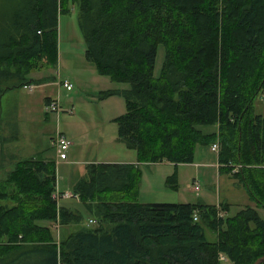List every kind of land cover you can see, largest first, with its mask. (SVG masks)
<instances>
[{"label": "trees", "instance_id": "trees-1", "mask_svg": "<svg viewBox=\"0 0 264 264\" xmlns=\"http://www.w3.org/2000/svg\"><path fill=\"white\" fill-rule=\"evenodd\" d=\"M71 6L83 59L127 85L99 95L123 99L112 122L136 164H87L73 209L51 197L54 160L18 159L0 180V264H264L254 208L225 217L226 205L137 199L139 165L189 164L197 145L216 142L218 173L264 210V120L253 108L264 94V0H3L0 97L32 83L37 62L54 69L57 17Z\"/></svg>", "mask_w": 264, "mask_h": 264}, {"label": "rangeland", "instance_id": "rangeland-1", "mask_svg": "<svg viewBox=\"0 0 264 264\" xmlns=\"http://www.w3.org/2000/svg\"><path fill=\"white\" fill-rule=\"evenodd\" d=\"M56 39L54 69L45 66L43 60L37 62L27 77L31 78L32 83L7 91L0 97V180L18 159L37 157L43 153V158L56 163L55 188L60 192H70L75 181L84 176L87 163H123L121 161L136 160V155L117 140L116 126L112 122L124 111L123 99L117 95H99V92L126 89L127 85L112 83L106 77L99 76L95 68L83 59L84 43L74 6L70 7L67 14L57 17ZM162 58L163 48L158 46L154 77L158 76ZM49 77L50 80L41 81ZM66 79L72 84L70 91L58 85V81ZM46 98L49 104L56 105L55 110L50 111L48 108L49 112H45ZM260 99H264V94ZM211 130L212 127L202 128L203 132ZM56 132L70 143L65 161H58L53 146L50 147ZM197 148L209 149L203 145H197ZM140 166L143 177L138 190L139 203L201 202L207 206H223L222 203H227V211L223 213L225 217H231L248 206L254 208L261 219L264 218V210L255 208L242 187L236 181L233 182L229 175L221 174L217 178L214 167L169 165L170 177L166 176L169 178L165 187L166 178L164 173H160L164 171L162 166L158 171L146 169L143 165H139V169ZM193 186L197 187L196 192ZM75 202L74 199H67L59 204L74 209L72 205ZM205 235L207 240H213V235L208 231H205ZM219 264L230 262L225 260Z\"/></svg>", "mask_w": 264, "mask_h": 264}, {"label": "crops", "instance_id": "crops-1", "mask_svg": "<svg viewBox=\"0 0 264 264\" xmlns=\"http://www.w3.org/2000/svg\"><path fill=\"white\" fill-rule=\"evenodd\" d=\"M67 80V79H66ZM52 81L54 82V80L52 79ZM69 83L70 81L67 80ZM71 84V83H70ZM72 85V84H71ZM253 108H254V111L255 113L257 114H260V116L262 117V119L264 120V99H260V95L254 99L253 101ZM215 128H212V131H214ZM209 149L208 150H203V148H197V146L195 147V150H194V154H193V160L191 163H189V166H194V167H200V168H208V167H214L216 169V177L218 178L219 175H221V173H218V168H219V164L217 162V158H216V154H217V151H212L211 150V147H208ZM207 149V148H206ZM213 157H212V156ZM124 156H127L124 155ZM123 163H128V164H136V161L133 160V159H129L127 161H121ZM90 163H96V161L94 162H89L87 164H90ZM115 163H120V162H115ZM166 164V165H165ZM169 165H172L170 163H158V164H151V165H143L144 168L146 169H155L156 171H158L160 168V166H162L164 169L163 172H160L161 174L164 173V176L166 178V176H169L170 175V171H169ZM151 167H155V168H151ZM176 167V166H175ZM141 166H140V171H141V178L143 177V173H142V170H141ZM230 177V176H229ZM140 178V179H141ZM231 178V177H230ZM233 180V182L235 181L233 178H231ZM141 182V181H140ZM193 188V187H192ZM139 189H140V183H139ZM243 189V188H242ZM196 192V191H195ZM152 203V202H150ZM198 203H201V202H198ZM191 204V203H190ZM221 205H226L228 206L227 203H222ZM221 262V261H220Z\"/></svg>", "mask_w": 264, "mask_h": 264}, {"label": "built area", "instance_id": "built-area-1", "mask_svg": "<svg viewBox=\"0 0 264 264\" xmlns=\"http://www.w3.org/2000/svg\"><path fill=\"white\" fill-rule=\"evenodd\" d=\"M58 85L64 88L66 91H70L72 89V85L67 81H58ZM56 105L54 103H51L48 105V107L45 109L48 111V108L50 111L55 110ZM52 148L54 150L55 157L58 161H65L67 158V151L69 149L70 143L65 140L64 136L61 133L56 132L55 135L52 138ZM211 150L216 151L218 150V147L215 143L211 144ZM193 191H197V187L193 186ZM58 190H54L51 193V197L54 199H57L58 197L63 198V199H68L71 197L70 192H61L60 194L58 193ZM195 217L193 218V220ZM220 261H224V258L222 256H219Z\"/></svg>", "mask_w": 264, "mask_h": 264}]
</instances>
